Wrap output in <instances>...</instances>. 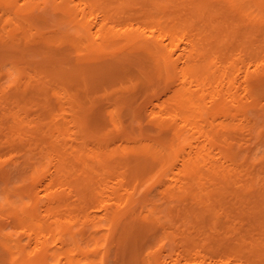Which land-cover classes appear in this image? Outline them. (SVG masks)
Masks as SVG:
<instances>
[{
	"label": "rangeland",
	"instance_id": "rangeland-1",
	"mask_svg": "<svg viewBox=\"0 0 264 264\" xmlns=\"http://www.w3.org/2000/svg\"><path fill=\"white\" fill-rule=\"evenodd\" d=\"M0 1H1L0 29L2 27V24L5 23V20L3 23L2 19L6 17L8 12L7 17L11 18L12 16V18L6 20L8 23V24L6 23V27H7L6 30H10L12 26H13V30L14 29L16 30V28L20 26L21 23L24 22L20 21L21 23L18 22L19 23L18 25L15 21L16 19L14 18V15L11 14L10 11L11 10L18 11V9L22 7L21 3L24 4L25 0H23V2L22 0H18V2L17 0L16 1L14 0L12 4L14 6V9H10V10L9 9L7 10V8L4 7V3H2V0ZM39 1L40 2H38V4L36 3L35 7L33 8L35 9V11L32 10L31 12L33 13L31 14L32 17L29 15L33 23L31 22L29 16L27 18L28 21L30 19L29 22H31V25L35 24V27L32 26L33 27L32 29V27H30L31 25L30 26L25 25L24 27L23 25H21L22 28H25V33L23 32L22 34L21 32V35L19 36L20 41L18 40L19 44L17 43L16 45H14L11 42L10 37H8L6 33L2 31V29L0 30V155H2L1 153L3 152L4 153L3 156L5 158L6 156H8L6 158L7 160L8 158L11 157V154L13 155V152H15L16 155L18 151V155H16V158H14V160H11V161H17L18 164L15 166L13 165L12 162H9V165L6 167L8 171L6 170L5 172L0 173V223L4 227H6V230L9 229L13 230L12 228H15L14 230H17V228L18 230L22 229L23 223L16 224L17 226H14L15 224L12 223L11 214L14 212L15 213L20 212L19 207L23 206V202L29 208L31 207V202L29 200V196L31 192L22 193L23 189L37 188L38 190H40L41 188H72L74 191L76 190V192L75 194L68 193V196L69 197L71 196L69 198V202L73 204L72 205L74 209L73 214L78 215V217L76 215L74 216L77 217L78 220L84 219L86 208L89 207V205L92 202V206L94 205L93 206L94 208L90 205L89 207L90 209L87 208V212L90 215V218H92V216L93 218H95V220L94 219L91 220L92 222L95 221V223L93 224H96V226L94 225L93 227L92 224L91 226H89V232H90L89 234L90 236L91 234H93V238L94 237L100 238L102 235V233L100 232L103 231L104 235L105 233L108 232L106 231V228L103 227L104 223L106 222L104 216L107 212L106 209L104 208L103 209L105 212L103 211L101 207L102 204L101 201L112 198V200L109 203L111 204V202L114 200L113 201L114 204L116 203L117 204L115 206L113 205L112 202V207L113 209H116L118 205V199L116 197L119 198L120 195L124 196L125 194L124 191L122 194V190L120 188L119 191L118 188H115V190H117V193L115 194H112V191L111 193L108 194V196L105 195L104 193L105 197L104 195L102 196L101 192H106V194L109 192L110 189L107 190L108 188H106L108 184L109 185L111 184L112 187H116L115 182L122 179L125 174L128 173L129 175V172L131 170L134 171L133 170L134 167L132 168L131 166L135 164L133 163L131 165L128 162L127 163L124 162L126 160H121V164L117 165L118 167L116 168L115 167L116 165L112 163L113 161H110L111 163H109V161H106L104 165V162L100 164L99 160L105 158L106 155H108V150L110 149L112 150H110L109 153L115 160L116 157H119V152L121 154L120 155L121 157L122 152L130 150L131 149L130 147H132V145L135 146V147L133 146V148L139 147L143 139V136H141L142 133H145L146 135H149L151 137H153L154 135L153 138H155L157 132L156 125L159 122V117H158L159 109L158 107L156 108L157 106L156 103L163 101L164 98L166 99V97L170 95V91L174 89V86L178 85V81L175 73L171 72L172 75L170 79L167 78L166 74L164 76L163 73H158L155 67L156 65H154V63H150L151 60L150 61L146 60V58L142 56L144 50L141 51V48L139 49V47L132 49V51L125 49L126 41L127 38L129 37L127 36V33L129 32V30L136 31L135 29L137 28H141V29L145 28L149 30L156 23L161 24V26L167 27L168 30L178 28L181 25H184V20L188 18L191 2L188 0H168L164 3V5L161 8V11L158 13L156 9L152 10V7L149 6V2L143 3L144 0H134V1L131 0L130 3L131 5L129 4V0L128 2H126L127 0H124V2L123 0H72V1L68 0L69 5L74 12L73 15H75V11H76L75 22L73 23L67 21L66 22L59 21L60 16L63 15L62 11L60 10L62 7H64L63 6L64 0H39ZM73 1L75 2V6L74 4H72ZM137 1L139 2L137 3ZM182 1H185L186 3H181ZM52 2H54L53 5H49ZM55 2H57V4ZM93 2L95 3L93 4ZM42 5L43 6L45 5L44 8L42 7ZM77 5H79V7ZM37 6L39 10L37 9ZM3 7L5 9H3ZM36 9H37V13H36ZM4 10H7V12H5ZM77 13L79 14L77 15ZM84 13L86 14V17H84L85 16ZM83 14L84 16H82ZM33 18L36 19V22L34 21ZM87 19L88 21L89 20L90 21L87 22ZM78 20L82 22L86 20V24L89 25L91 23L90 28L89 25L87 27L90 29V32H88V30L86 32L84 29H82L80 25H79L80 29H78L77 25L80 22V21L78 22ZM76 21H77V25L75 27L74 25L76 24ZM195 21H197V19ZM238 21H236L235 23L237 24ZM201 23L202 22H200L199 24L201 25ZM244 24H245L244 22H239L237 26H241V25L244 26ZM9 25H10V29H9ZM101 25L103 26V28ZM105 25L106 27L109 26V28L111 29L110 36L108 34L109 37H107V35H104V32L106 30L104 27ZM26 28L27 29L30 28V29L27 30ZM35 28H37L36 32H35ZM103 29L104 32H102ZM101 35L104 38H101ZM181 35L182 34L179 33L180 38ZM203 35L205 36V34ZM206 35L209 36L210 34L206 32ZM177 36L178 33L174 35L173 42H171L172 43L171 48H174V50L176 51V55H175L176 57L177 54L183 53L187 47L186 41L185 40L179 41ZM240 39L233 38L232 40H230L231 44H229V49H231L230 50L231 54L229 53L228 61H233L232 57L236 59L240 58L239 62L235 64L236 66L237 64L242 66L240 61H242V59H247L245 56L246 54L244 53H247L248 55L249 52L248 49H244L245 45L241 46V43H239ZM212 40L214 43H216V38L211 37V42ZM45 41L46 42L48 41L49 43L47 47L44 44ZM166 42H168V40H166ZM213 42L212 44H214ZM107 43L110 49L106 46V50H105L106 52L97 55L96 49L98 50L99 47L103 45H107ZM263 52L264 50L262 51V55H264ZM236 59L234 60L236 61ZM144 61L145 63H147V65L145 64V66L141 65V62ZM149 63L151 67L148 68ZM179 64L180 67L183 66V63H181V61L179 62ZM96 65H98L97 68L99 67L103 68L102 77H96V75L94 76L92 73H88L85 77L86 79L83 80L81 77L82 73L80 72V70L77 72L78 74L76 76L75 73L70 72L76 68L86 69L92 66L96 67ZM54 66L58 67V69L62 68V70L65 73H67V75L56 74L55 72L48 70L49 68H52ZM110 67H113L114 70H112V72L109 73L108 75H104L105 72L108 71ZM136 67H138V69H141V71L145 72L146 75L151 76L150 77L151 79L145 81V77H143V75L142 76L140 75V72L139 70H137ZM153 67L155 68V70H153L154 69ZM17 68H19L22 71V74H19V70H17ZM120 68L126 69L125 70L126 73L123 72L120 73L119 70ZM235 71H236L235 75L237 76L238 83L242 82L243 81L242 79L244 78V76H240L243 73L242 70L239 72V68H238V70L236 69ZM38 73L40 74V76H42V77L39 76V82H42V84L44 83L45 88L48 90L47 94L39 91H35L33 93L31 92L23 93L24 91L20 90L19 86L25 83L28 80V77H30V75L31 77H34L35 74L38 76L39 75ZM35 79L38 80V77ZM239 85H240V89H238L237 92H239L240 90L239 95L240 96L242 95L243 97L245 88L243 84H239ZM237 86L235 85V89H237ZM166 91H168V93ZM233 91L236 90L233 89ZM260 96L262 97L261 101L259 99L260 103H258V109L260 110L250 109L248 111V115L250 112L249 117H251V113L252 114L254 113L252 115V118H250L251 122L248 121L249 123H247V121L244 120L239 121L241 120V116H237L236 118L237 120H235L236 123L239 122V124L241 123L244 126L240 125L242 126V128H239L237 131L235 129V131L238 132V135L234 134L236 136L235 137L232 134L233 136L231 137V139L232 138L237 139V140L232 139V141H234L233 143L236 144L238 142L237 144H239L236 145V148L234 150V152L236 153L235 155L237 156L236 157L235 155H233L232 160L234 161L233 162L231 160L228 161V159L223 157L222 154L220 153H219L220 154V159H219V156H217L218 154L217 151L219 150L218 149L219 146H215L211 149V159L210 160L208 159V161H206V164L208 166L211 167V164H213L212 165L213 167L214 165H217L219 159L220 160L219 166L222 169L219 171L221 175L222 174L227 175L228 178H226V181L220 184L221 181L219 178L213 176L212 174L211 176L209 171L208 172L206 170L202 171V172H207L204 175L205 176L204 179H206V181L204 182L203 180V185L205 186L204 190L206 193L204 194L203 191V194L200 195L198 190L196 189L191 190L190 192L186 193L185 198H183L186 200L182 202V204L188 203V205L190 203L189 206L192 205L193 207L195 205V208H193L194 212L196 213L197 209L199 210V212L197 211L198 213H196L195 215H187V212L186 211L184 212V210H182L183 208L180 209L179 207L178 209L176 208V210L173 211V214H171V220H163L162 221L163 224L157 227L153 232V234L147 239L149 245L153 247L156 244L154 246V248H156L157 244H159L160 246V244L165 241L164 236H166V234H168L169 237L171 236L170 239L171 240L173 239L171 241L172 244L171 246L168 245L167 248L168 247L171 248L172 257H171V261H169L170 259H167L168 260L167 264L170 262H171L170 264H172L173 263L172 260L173 259L175 260V258L177 259L179 251L183 252L184 250L183 238L186 235H191L192 239H194L195 242L193 245L195 246L193 245L191 246H193V248H195L197 252L200 250L202 252L204 251L208 253L209 250L210 251L212 250L213 252L211 251V253L209 252L208 254L211 257V259L213 256H215V258L212 259L213 262H215V260L216 262L217 260L219 261L222 256V258L225 257L224 259L226 260L228 257V261L230 260L232 261V262L230 261V264H235V263L237 264L238 261H239L238 264H240V262L242 263V261L243 263L246 262V260L249 257L248 259L249 261L247 260L246 262L247 264H250L248 262H250L251 260L252 263L253 261H256L257 262L256 264H261V263L264 264V262H262L264 261V240H261L260 242V240L256 241L255 239L257 236L259 237L260 233L258 232L259 231L261 232L262 230H259L256 227L254 230L253 228L254 232L252 230L250 232L251 233L250 237H252V240L247 235L248 234L247 230L250 229L249 225H251V221L254 219H260V218L262 219V217L264 216L263 214L264 212L262 213L260 211V208H258L259 205L261 206V204H264V200H263L264 193L261 197H255L253 198V200L251 199V202L249 204L247 203V201H244L241 196L242 192L245 191V184L252 179L251 178L252 176L254 180L258 179L260 184L262 182L261 178L262 179L264 178V137L262 135L264 134V118H263L264 110H262L264 109V94L262 93ZM242 101H245V98H243ZM151 108L153 109L152 113H150ZM154 111L156 114H153ZM153 115L154 116L158 115V116H155L153 118L152 117ZM151 118L153 120L155 118L156 119L158 118V120L156 122L155 119L154 120L155 124H154L152 123ZM222 118H218L219 122H221V120L222 122L226 121L225 117L224 119ZM232 118L228 117V121H232ZM253 121H255V123ZM243 122H245L247 126H245ZM251 123H254V126ZM141 125L142 128L140 129ZM198 125L199 127L201 126L202 129L204 128L202 131H206L208 129L207 127H204V124L201 122ZM152 128L154 129V132ZM253 129L255 130V132H253ZM256 131L258 133H256ZM260 132H263L261 134L262 136H260L259 134ZM167 133H168L167 131H164L161 138L163 139L164 137H167ZM138 134H139V138L137 136V140L133 139ZM245 134L248 135L246 136ZM248 138L249 140L247 141ZM139 139L140 141H138ZM9 140L14 142H9ZM199 141H201V143L199 142V144L201 145L204 142L203 139L201 138ZM32 143L33 146L35 145L36 146L33 147ZM17 145L18 148L16 147ZM116 145H120V146H116ZM21 146L23 148H21ZM124 146H126L125 148L126 150H124ZM127 146L128 147L130 146L129 147L130 149ZM120 147H122V149ZM115 149L117 152H115ZM49 151L50 152L52 151V154L57 158L56 161L53 160L54 163L50 165L51 167L50 166L48 167V157L47 156H46L47 158L42 157L43 154H45V152L47 153ZM10 152L11 154H9ZM249 152L251 156H249ZM112 153H114L115 157L114 155H112ZM183 154H181L182 155L180 157L181 159L179 158L180 160L177 162L172 156L171 169H167L166 172H164L161 175L159 174V176L154 177V174L150 173L149 171L148 173L146 172L147 174H144L145 177L143 176V173H145V171L139 173L138 177L140 179L142 177L141 187L157 188L156 189L157 191L155 190V192L158 193L160 192L159 188L162 189V185L163 188L164 187L166 188L170 184L171 186L174 185L173 183H175V180L177 178L175 173L179 172L177 168H181L180 166L182 164L180 162L182 161V158H184ZM246 156L248 157L246 158ZM1 158L2 157L0 156V159ZM5 158H2L3 160L1 159V161H3L1 163H8L5 161ZM59 161L61 164L59 163ZM54 167L58 169L57 170L58 172ZM128 167H130L131 169L130 170L127 169ZM37 168H40L41 170L40 176L38 175L36 176ZM59 169H61V171H59ZM258 175L262 177L259 178L260 176ZM53 177L54 178L56 177L55 183L53 181L54 180ZM87 177H89L88 180L85 179ZM150 177L152 178L154 177L153 180L152 178L150 179ZM255 177L258 178L255 179ZM143 178H145L144 182H143ZM100 180L103 182H101ZM82 181L92 182L91 184L93 185V190L90 191L91 192L90 194L88 193L87 187H85V185L82 184ZM207 181H210V183H208ZM167 183L169 184L167 185ZM114 184L115 186H113ZM96 186H98V188H96ZM220 186L222 187L219 188ZM8 188L14 191V192L12 191L13 193L10 191L9 192L10 195H8L9 194ZM98 190H99V198L97 192ZM256 190H262L264 192V188H257ZM86 191L87 194H85ZM15 192H17V194H19L20 196L15 194ZM111 194L113 196H111ZM91 195H93L94 198H92L93 196L91 197ZM239 195L241 198H239ZM121 196L119 198L120 203L122 202ZM84 197L85 199L86 198L87 199L84 200ZM89 197L92 198L93 200L96 199L95 197H97L98 200L96 201H99L100 199L99 201L100 203L98 202L99 205L96 204L97 203L96 201H95L96 204L95 205L94 201L90 200ZM240 199L243 202H240ZM44 201H46V199ZM44 201L41 204L43 206L40 205V210L37 213L38 214L37 217L43 219L44 222L48 224L49 227L55 225V227L57 228L58 225L57 220L59 217L58 218H56L57 216L54 217L55 214L53 213L52 214L49 213L51 214V216H49L48 214L49 210L47 211L48 208L45 206L47 202ZM88 201L90 202L88 203ZM203 203H205V205H203ZM207 203L208 204L210 203V206ZM179 204H181L180 201L178 202V205ZM81 205L84 207H82ZM80 206H81V211H79L80 212L79 213L78 209L80 210ZM41 207L42 208L44 207V209L41 210ZM204 208H205V212H202ZM206 208L208 209L214 208L215 211L218 212L217 214L219 216L221 215V217L223 216V218L221 219L215 215L210 214V212ZM75 209L77 210L76 211L77 213L75 212ZM82 209L85 212L82 211ZM178 210H181L184 213L182 212L180 215L176 216L177 214H179ZM255 210H258V212ZM91 211H93V215H91L92 214ZM94 212L96 213L97 217L94 216L95 215ZM43 213H47V215L46 214L43 215ZM103 213L105 214L103 215ZM67 214L64 213L65 216L62 217H64V219H68L70 217V214L69 213ZM43 216L44 217L49 216L51 218L45 217L44 219ZM86 216L87 213L85 217ZM213 216L215 217L214 220H213ZM52 218L55 221H53ZM124 220L125 223L129 222V220L126 221V219L123 218V222ZM187 222L189 224H187ZM216 222L217 224H215ZM78 223H80V221H78ZM20 225L22 226L21 228ZM24 225H26V223H24ZM28 228L29 227H26L25 229ZM53 228L54 227H52V229ZM179 228H181V231ZM227 228L229 229L227 230ZM96 230H98V233L96 232ZM93 231L96 233L95 236ZM171 233L172 234L174 233V235H170ZM178 233L180 234L182 233V235L184 234L185 235L181 237L182 235ZM236 234H238V236L247 235L246 238L247 242L245 241L242 242L241 240H239L236 237ZM211 236L213 237L214 240H212ZM229 236L230 238H226ZM59 237L60 235L58 232L55 234L53 233L52 235V239L56 240L57 242L56 244L57 248L61 246L58 241ZM222 238L223 240H225V242L222 240ZM249 240H251L252 243L253 242L254 243L252 244L251 241L249 242ZM40 241H42V239H40ZM40 241L38 242L40 243ZM206 241L208 242L206 243ZM211 241L216 245L214 244L213 246L212 244V248L211 246L208 248V246L206 245L211 243ZM230 241L233 242L230 243ZM94 242H95L94 240L90 242V246L92 248L95 247ZM241 243L244 244V246ZM197 244L201 246H198ZM203 245L205 246V249L203 248ZM217 245L220 248L219 247L217 248L216 247ZM238 245H241L240 247L243 248L244 250L242 249L243 251H241V248L238 249L239 248ZM39 246L41 245L39 244ZM245 246H247L248 248L246 249ZM254 246H256V248ZM235 247H238L237 254L241 256L243 255V257H239V255H236L235 256L236 262L234 263L233 262L235 261L234 254H236V252L233 253L232 251L233 250L236 251ZM252 247L253 249L250 252L249 250ZM193 248L191 250L193 251L192 256L197 257L198 254L194 253L195 249ZM226 248L228 250L226 253L229 252L230 255L228 253V255L226 254L225 256ZM231 248L232 250L230 252ZM122 249L123 247L120 249L119 248L117 249L116 247L117 251H115V249L112 248L111 246V248L109 249L111 254L109 252L110 256L107 258V264H143V262H146V257L143 255L137 258V261L134 263H132L131 260L128 261V259L130 258L129 256H127V254L126 255L117 254L118 250H122ZM218 249L220 250L218 251ZM54 250L55 251H53V253L57 251L56 248H54ZM239 251L241 252L239 253ZM182 252H180L179 255L184 254ZM217 252L219 253V255ZM220 252H224L222 253L224 256ZM257 252L258 255H260L259 257L256 256ZM260 252H263L262 256ZM113 253H115V256L113 255ZM173 254L175 255V257L173 256ZM111 255H112V259L110 258ZM254 255L255 257H253ZM68 256L67 254L66 257L65 254L64 256L62 254V256L60 257L59 255H57V259H55L54 262L56 264H64V263L66 264L68 258L71 257ZM75 257H76L75 259L76 264H85L93 259L91 257L89 260L83 255L82 256L76 255ZM256 257L259 258V260L256 259ZM58 258L61 261H59ZM49 261L47 262V264L48 263L55 264L53 260L50 261L51 263ZM217 264L220 263L217 262Z\"/></svg>",
	"mask_w": 264,
	"mask_h": 264
},
{
	"label": "bare ground",
	"instance_id": "bare-ground-1",
	"mask_svg": "<svg viewBox=\"0 0 264 264\" xmlns=\"http://www.w3.org/2000/svg\"><path fill=\"white\" fill-rule=\"evenodd\" d=\"M166 1H168V0H144L143 3L149 2V6L152 7V10L156 9L157 12L159 13L161 11L162 6L164 5V3ZM188 1L191 2V7L189 9L188 18H186L184 20V25H181L180 27L175 28V29L168 30L167 27L161 26V24L156 23L149 30L145 29V28H142V29L137 28V29H135L136 31L129 30V32L127 33V36H129V37L127 38L125 49L132 51V49L139 47V49L141 48V51L144 50V52H143L144 54L142 53V56H144V58H146V60H149V61L151 60L150 63H154V65H156L155 67H156L158 73H163L164 76L166 74L168 79L171 78V75H172L171 72L175 73L177 81H178V85L176 84L177 86H174V89L172 91H170V95L168 97H166V99L164 98L163 101L156 103L157 104L156 108L158 107V109H159V111H158L159 116L158 115H155V116L159 117V122L156 125L157 132H156L155 138H153L154 135H153V137H151L149 135H146L145 133H142L141 136H143L144 140L142 139L139 147L133 148L134 145H132V147L129 146L131 148L130 149L127 146L130 150L124 151V150H126L125 149L126 146H124V150H123L124 152H122V156L120 157L121 154L119 152L120 158L116 157L115 160L111 156V154L109 153V151L112 150V149H110V150H108V155H106L105 158L99 160V163L102 164L104 162V165H105L106 161H109V163H111L110 161H113L112 163H114L116 165L115 166L116 168L118 167L117 165L121 164V160H126L124 162H126V163L128 162L131 165L133 163L135 164V165L131 166L132 168L134 167V169H133L134 171L131 170L132 172L130 171L129 175H128V173L125 174L122 179L115 182L116 187H112L111 184L110 185L108 184V186H111V187L106 186V188H108L107 190L110 189L109 192L107 194H106V192H101L102 196L104 195V193H105V195L108 196V194L111 193V191H112V194L117 193V190H115V188H118V191L120 188L122 190V194H123V191L125 193L124 194L125 198H124V196L120 195L122 197L121 203L119 202L120 196H119V198L116 197L118 199V205H117L116 209H113V207H112V202L114 200L111 202V204L109 203L112 200V198L108 199L106 197L108 200H106L104 198L105 200L101 201L102 202V204H101L102 209L103 208L106 209V212H107L106 214L103 213V215L105 214L104 219L106 221L104 223L103 227H105L106 231H108V232L105 233V235H104L103 231L100 232V233H102L100 238H96V237L93 238V234H91V236H90L89 226H91V224L93 225V227H94V225L96 226V224H93V223H95V221L92 222V220H91V219L95 220V218H93V216H92V218H90V215L87 212V208L90 209L89 207H90V205L92 206V202L89 205V207L86 208L87 216L85 217V215H86V213H85L84 219L78 220V218H77L78 215L73 214V210H74L73 206H72L73 204L71 202H69V198L71 196L69 197L68 193L69 194H71V193L75 194L76 190L74 191L72 188H41V189L39 188L40 190H38L37 188L23 189V192L21 191L22 193H24V192L30 193L31 192L30 196H29V200L31 202V207L29 208L23 202V206L19 207L20 210L18 209L20 212L12 213L11 219H12V223L15 224L14 226H17L16 224H22L23 223V227L20 225V228L22 227V229H24V230H22V229L18 230V228H17V230H14L15 228H12V227L11 228L13 230H10V229L6 230V227H4L0 223V264H47V262L50 259H51L50 261L53 260V262H54L55 259H57V255H59V257H60V256H62V254H63V256L65 254V257H66V254H67V256L69 255L68 257L71 256L70 258H68V260L66 259L67 260L66 264H76V262H75V259H76L75 256L76 255H80V256L83 255L84 257H86L89 260L91 257L93 258L92 260H90V262L85 263V264H107V258L111 254V252L109 250L111 248V246H112V248L115 249V251H117L116 247H117V249L118 248L120 249L123 247L122 250H118L117 254H124V255L127 254V256H129V258H130V259H128V261L131 260L132 263L136 262L137 258L141 257L142 255L146 257V262H143V264H167V261H168L167 259H170L169 261H171V257H172L171 248L170 247L167 248L168 245L171 246V244H172L171 241L173 239L172 240L170 239L171 236L169 237V235L166 234V236H164L165 241L163 243H161L160 246H159V244H157L158 249H157V246H156V248H154V246L156 244L153 247L150 246L147 239L153 234V232L155 231V229L157 227H159L161 224H163L162 223L163 220H171V214H173V211L176 210V208L177 209H178V207H179V209L183 208L182 210H184V212L186 211L187 215H195L196 213L199 212L198 209H197L198 212L197 211H196V213L194 212L193 208H195V205L193 207L192 205L189 206L190 203L188 205V203L182 204V202L186 200V199H183V198H185L186 193L190 192L191 190H194V189L198 190L200 195L203 194V191H204V194L206 193L204 190L205 186L203 185V180H204V182L206 181V179H204L205 173H207L209 171L210 175L212 174L213 176H216L217 178H219L221 181L220 184L226 181V178H228L227 175L226 174L221 175L220 171H219V170H222L221 167L219 166L220 154H222L223 157L228 159V161L229 160H231L232 162L234 161V160H232L233 155L236 154L234 152V150L236 148V145H239V144H237L238 142L236 144L233 143L234 141H232V139H235V138L231 139V137L234 134L238 135V132H236V131L239 128H242V126H244L241 123L239 124V122L236 123L235 120H237L236 119L237 116H241V120H239V121L244 120V121H247V123H249L248 121H250V118H252V115L254 113L253 114L251 113V117H249L250 112L248 115V111L250 109L260 110V109H258V103H260L259 99L261 101V98H262L260 95L262 93L264 94V55H262V51L264 50V0H188ZM13 2H14V0H2V3H4V7H6L7 10L8 9L9 10L14 9V6L12 5ZM17 2H18V0H17ZM22 2H23V0H22ZM38 2H40V1L39 0H25L24 4L20 2L22 4V7L19 9L17 7L18 11H16V10L10 11L11 14L14 15V18L16 20L14 18L13 19L16 21V23L18 25H19V23H21L20 21L24 22V23H21V25H23V27L25 25L30 26L31 22L33 23L32 19H31V17H32L31 14H33V13H31V12H32V10L35 11V9H33V8L35 7L36 3L38 4ZM123 2H124V0H123ZM126 2H128V0ZM135 2H134V5H135ZM138 2L139 1H137V3ZM53 3L54 2H52L50 4L48 3V4L53 5ZM55 3L57 4V2H55ZM94 3L95 2H93V4ZM130 3H131V0H129V4ZM181 3H186V2L182 1ZM0 4H1V1H0ZM46 4H47V2H46ZM72 4H74V6H75L74 1ZM72 4H71V6H72ZM2 6H3V4H2ZM40 6H41V3H40ZM44 6L42 5L43 8H44ZM63 6L64 7H62L60 10V11H62L63 19H62V16H60L59 21L60 22H66L67 21V22H73L74 23L76 11H75V15H73L74 12H73L72 8L70 7L68 0H64ZM77 6L79 7V5H77ZM4 7H3V9H5ZM48 8H49V6H48ZM37 9L39 10L38 6H37ZM37 9H36V13H37ZM50 9H51V7H50ZM7 10H4V11L7 12ZM78 10H79V8H78ZM4 11H3V13H4ZM1 12H2V10H1ZM78 14L79 13H77V15ZM84 14L82 16H84ZM38 15H41V14H38ZM7 16H8V12H7L6 17L2 19L3 23L5 20V23L2 24L1 29L3 32L6 33V35L8 37H10L11 42L14 45H16L18 43V40L20 41L19 36L21 35V32H22V34H23V32L25 33V28H22L20 25L16 28V30L14 29L15 30L14 31L13 26H12V28H11L12 30H11L10 25H9L10 30H6L7 29V27H6L7 21L6 20L10 18V17L8 18ZM28 16L30 17L31 22H29L30 19L28 21V19H27ZM182 16H183V14H182ZM3 17H4V15H3ZM84 17H86V14ZM11 18H12V16H11ZM36 19H37V16H36ZM36 19H34L35 22H36ZM83 19H85V18H83ZM196 19H197V21H195ZM80 20H78V22ZM89 21L87 19V22H89ZM236 21H238V23L244 22L245 24H244V26L241 25L242 27L237 26L238 23L236 24L235 23ZM83 22H84V24H83ZM83 22L80 21L79 24L77 25V21H76V24L74 26L76 27V25H77L78 29H80V26H81L82 29H84L86 32H87V30H88V32H90L89 28H90L91 23H90V25L86 24V20ZM200 22H202L201 25L199 24ZM12 25H13V22H12ZM88 25H89V28H87ZM32 26L35 27V24L34 25L32 24L30 27H32ZM104 27L106 29L105 32H104V29H103V31L102 30H100V31L104 32V35H107V37H109L110 33H111L110 32L111 29L109 28V26L106 27V25ZM102 28H103V26H102ZM23 29H24V31H23ZM29 29H27V30H29ZM32 29H33V27H32ZM32 29H31V31H32ZM36 29L37 28H35V32H36ZM27 30H26V33H27ZM206 32L209 33L210 35L209 36L206 35ZM91 33H92V31H91ZM177 33H178V36H177L178 40L179 41L185 40L187 47L183 53L177 54V57H176L175 56L176 51L174 50V48H171L172 47L171 42H173V37ZM179 33L182 34L181 38L179 36ZM108 34H109V36H108ZM203 34H205L206 37ZM88 35H90V34H88ZM211 37L216 38V43H214L212 40V42L214 43V44H212ZM240 37H241V39H240ZM101 38H104V37H102V35H101ZM233 38H239L240 39L239 43H241V46L245 45L244 49H248V51H249L248 55H247V53H244V54H246L245 56L247 59H242V61H240L242 66H240L239 64H237V66L235 65L237 62H239L240 58L236 59V58L232 57L233 61H228L229 53L231 50V49H229V44H231L230 40H232ZM24 39H25V37H24ZM166 40H168V42H166ZM109 41H110V39H109ZM44 44L47 47V45L49 43H48V41L47 42L45 41ZM104 44H105V42H104ZM106 46L109 48L108 43H107V45H103V46L99 47L98 50L96 49V54L100 55L101 53L106 52L105 51ZM242 58H244V57H242ZM234 59H236V61ZM230 60H231V57H230ZM180 61H181V63H183L182 67L179 66ZM150 63L148 65V68L151 67ZM145 64L147 65V63H145V61L141 62V65L145 66ZM97 66L98 65H96V67L92 66V67L86 68V69L76 68L70 72L75 73V76H76L78 74L77 72L80 70V72L82 73L81 77L83 80L86 79L85 77L88 73H92L94 76L96 75V77H102L103 76V73H102L103 68H100V67L97 68ZM234 67H235V69H234ZM136 68H137V70H139L140 75L141 76L143 75V77H145V81L151 79L150 78L151 76L146 75V73L141 71V69H138V67H136ZM238 68H239V72L241 70L243 72L241 75L240 74L239 75L244 76V78L242 79L243 81L240 83H238L237 76L235 75L236 74L235 70L236 69L238 70ZM17 70H19V74H22V71L19 68H17ZM48 70L53 71L56 74L67 75V73H65L62 70V68L58 69V67H55V66L52 68H49ZM112 70H114V68L110 67L108 69V71L105 72L104 75H108L109 73L112 72ZM119 70H120V73H122V72L126 73V71H125L126 69L120 68ZM153 70H155V68ZM131 72H132V70H131ZM237 74H238V72H237ZM129 75H130V73H129ZM39 76H40V74L38 76L36 74L34 75L35 78L38 77V80H36L34 77H31V75H30V77H28V80L19 86V89L24 91L23 93H26V92L33 93L35 91H39V92L47 94L48 90L45 88L44 83L42 84V82H39ZM40 77H42V76H40ZM128 78H130V77H128ZM155 79H156V77H155ZM133 80H135V79H133ZM131 81H132V79H131ZM237 83H238L239 88L237 86ZM239 84H243V86L245 88L244 89L245 94L243 93V97H242V95L241 96L239 95L240 90H239V92H237V90L240 89ZM235 85L237 86V89H235ZM233 89L236 91H233ZM166 92L168 93V91H166ZM241 94H242V92H241ZM243 98H245V101H242ZM155 110H157V109H155ZM262 110H264V109H262ZM150 111H151L150 113H152L153 109L151 108ZM153 114H156L155 111ZM155 116L153 115L152 117L154 118ZM224 117L226 118L225 119L226 121L222 122V120H221V122H219L218 118L224 119ZM228 117L229 118L233 117L232 121H228ZM154 120L152 119V123H154ZM157 120H158V118L156 119V122H157ZM255 121H253V122L255 123ZM200 122L204 124V127L208 128L206 131H202L204 128L202 129L201 126L199 127L198 124ZM254 123H251V124H253V126H254ZM243 124H245V122H243ZM240 125H242V126H240ZM245 126H247V124H245ZM255 127H256V125H255ZM141 128H142V125H141L140 129ZM252 128H254V127H252ZM154 129H155V127H154ZM154 129H153V132H154ZM235 129H236V131H235ZM257 130H258V128H257ZM164 131H167L168 133H167V137H164L165 139L164 138L162 139L161 137H162ZM253 132H255L254 129H253ZM256 133H258V132L256 131ZM262 133L263 132H260L259 134H260V136L263 135V137H264V134H262ZM195 135H196V137H195ZM137 136L139 138V134H138L133 139L137 140ZM200 138L203 139V141H204L203 142L204 144L202 143V145L199 144V142L201 143V141H199ZM255 139H256V137H255ZM135 140H134V143H135ZM235 140H237V139H235ZM248 140H249V138L247 139V141ZM138 141H140V139ZM9 142H14V141L9 140ZM32 146H33V143H32ZM35 146H33V147H35ZM43 146H45V145H43ZM107 146H108V144H107ZM116 146H120V145H116ZM215 146H219L218 149L220 150V152H219V150L217 152H218V154L219 153L220 154L218 155L216 153L217 156H219V159L216 157L219 162L217 163V165H214L213 167H212L213 164H211V167H210L206 164V161H208V159L209 160L211 159V149ZM16 147L18 148V145ZM19 147H20V144H19ZM46 147H45V149H46ZM12 148H11V150H12ZM21 148H23V147L21 146ZM48 148H49V146H48ZM120 148L122 149V147H120ZM8 149H9V147H8ZM14 149H13V151H14ZM40 150H39V152H40ZM52 151H53V149H52ZM52 151L51 152L49 151L47 153L45 152V154H43V156H42L44 158L48 157V167L52 163H54L53 160L56 161V159H57L52 154ZM115 152H117L116 149H115ZM1 154L2 155H0V156L2 158H5L3 156L4 153L2 152ZM9 154H11V152ZM181 154H183L184 158H182V161L180 162L182 164V165L180 164L181 168H177L179 172H176L177 174L175 173L177 178L175 180V183H173L174 185L171 186V184H170L169 186H167L169 184V183H167V185H166L167 187L166 188L164 187L165 188L164 189L163 185L161 184L162 189L159 188L160 192H158V193L155 192V190L157 188L141 187L142 186L141 185L142 177L140 176L141 179L138 177L139 173L145 171V173H143V176L145 177L144 174H147L149 171L150 173L154 174V177L159 176V174L161 175L164 172H166L167 169H171V157L173 156L175 161L177 162L181 159L180 158L182 156ZM251 154H252V152H251ZM16 155H18V151H17ZM16 155H15V152H13V155L11 154V157L8 158L7 160H6V158L8 156H6L5 161L8 163H1L3 161H1L2 158L0 159V173L5 172L7 170L6 167L9 165V162H12L13 165H15V166L18 164L17 161H11V160H14V158H16ZM112 155H114V153H112ZM22 156H24V155H22ZM249 156H251L250 152H249ZM114 157H115V155H114ZM247 157L248 156H246V158ZM251 158H253V157H251ZM116 159H118V160H116ZM239 159H240V156H239ZM92 161H93V159H92ZM46 162H47V159H46ZM59 163H60V161H59ZM54 165H52V166H54ZM177 165H179V164H177ZM223 166H224V164H223ZM60 167H61V165H60ZM125 167H127V166H125ZM127 169L130 170L131 168L128 167ZM57 170L58 169H56V171ZM205 170L207 172H202ZM40 171H41L40 168L36 169V176L41 175ZM59 171H61V169H59ZM130 175H132V176H130ZM258 176H260V175H258ZM261 177L262 176H260L259 178H261ZM55 178L53 180L54 183L56 181ZM151 178L152 177H150V179ZM153 178H152V180H153ZM251 178H250L251 180H249V182L245 184V191H243L241 194L242 199L244 201H247L248 204L251 202V199L253 200V198H255V197H261L264 193L262 190H256L257 188H264V184H263L264 178L263 179L261 178V181H262L261 184L259 183V180L256 179L258 177H255L256 180H254L253 176ZM85 179L88 180L89 177H87ZM144 179L145 178H143V182H144ZM216 181H217V179H216ZM101 182H103V181H101ZM145 182H146V180H145ZM207 182L210 183V181H207ZM5 183H6V181H5ZM91 183L92 182H90V181H87V182L82 181V184H84L85 187H87L89 194L91 193L90 191L93 190V185ZM99 184H100V182H99ZM113 186H115V184ZM221 187L222 186H220L219 188H221ZM96 188H98V186H96ZM253 188L254 189L256 188V189L254 190ZM10 191L12 192L13 190H10L8 188V193ZM101 191H103V190H101ZM97 192H98V198H99V190ZM40 193H41V195H40ZM42 193H44V194H42ZM15 194H17V192H15ZM85 194H87V191L85 192ZM94 194H95V192H94ZM112 194H111V196H113ZM8 195H10V193ZM17 195H19V194H17ZM105 195H104V197H105ZM92 196L93 195H91V197ZM111 196H109V197H111ZM204 196H206V195H204ZM92 198H94V196ZM92 198L89 197L90 200H93ZM95 198L96 199L93 200L94 204H95V201L98 200L97 197H95ZM239 198H241L240 195H239ZM27 199H28V197H27ZM45 199H46V201H44ZM86 199L84 197V200H86ZM23 200H24V198H23ZM201 200H202V198H201ZM43 201L47 202V204H45V206L48 208L47 211L49 210L48 214L53 213V214H55L54 217H56V216H57L56 218L59 217L57 220L58 225L56 224L57 228L55 227V225L52 226V227H54L53 229L51 226H50L51 227L50 228L48 226V224H46L44 222L43 219H40L39 217H37L38 216L37 213L40 210V205L42 204ZM99 201H100V199H99ZM99 201H96L97 202L96 204L99 205V203H100ZM179 201L181 204L178 205ZM21 202H22V200H21ZM89 202L90 201H88V203ZM240 202H243V201H241V199H240ZM255 202H256V200H255ZM115 203H116V201H115ZM116 204H114V202H113V205L116 206ZM244 204H245V202H244ZM201 205H202V203H201ZM203 205H205V203H203ZM208 205L210 206V203ZM41 206H43V205H41ZM81 206H80V210L78 209V212L81 211ZM261 206L259 205L258 208H260V211L263 213L264 212V204H261ZM46 207H45V209H46ZM82 207H84V206H82ZM74 208H75V206H74ZM98 208H100V207H98ZM42 209H44V207L43 208L41 207V210ZM104 209H103V211H104ZM206 209H208V208H206ZM61 210H63V211H61ZM65 210H67L68 212ZM76 211L77 210L75 209V212ZM82 211H84V210L82 209ZM94 211H95V209H94ZM208 211L210 212V214L215 215L218 218H221V219L223 218V216L221 217V215L219 216L217 214L218 212H216L214 208H209ZM255 211L258 212V210H255ZM91 212H92V214L91 213L90 214L93 215V211H91ZM182 212L183 211L178 210L179 214H177L176 216L180 215ZM202 212H205V208L203 209ZM251 212H252V209H251ZM64 213L65 214L69 213L70 217L68 219H64V217H62V216H65ZM44 214L47 215V213H43V215ZM51 214H49V216H51ZM94 214H95L94 216L97 217L95 212H94ZM74 215H76L77 217H75ZM79 216H80V214H79ZM45 217H47V216H45ZM45 217H44V219H45ZM49 218H51V217H49ZM81 218H82V215H81ZM123 218H125L126 221L129 220V222L125 223V220L123 222ZM183 218H184V215H183ZM214 218L215 217L213 216V220H214ZM49 221H50V219H49ZM49 221H48V223H49ZM53 221H55V220L53 219ZM78 221H80V223H78ZM24 223H26L27 226L24 225ZM187 224H189V223L187 222ZM215 224H217V222ZM249 226H250V229L246 228V229H248L247 230L248 234L247 233L246 234L249 237L251 235V233H250L251 230L253 231V228L255 230V227H256L259 230H262L261 232L260 231L258 232V233H260V235L258 234L259 237L257 236L255 238L256 241L260 240V242H261V240H264V216L262 217V219L260 218V219L252 220L251 225H249ZM26 227H29V228L25 229ZM99 227H101V226H99ZM163 229H164V226H163ZM179 229L181 231V228H179ZM228 229L229 228H227V230ZM258 229H257V231H258ZM100 230H101V228H100ZM104 231H105V229H104ZM57 232L60 235V237L58 238V241H59L61 246L59 245L60 246L59 248L56 247L57 246L56 240L52 239L53 233L55 234ZM96 232L98 233V230H96ZM172 232H174V231H172ZM178 234H180V233H178ZM95 235H96V233L94 232V236ZM170 235H174V233L173 234L171 233ZM180 235H182V233ZM184 235H182L181 237H183ZM247 235L246 236L245 235L238 236V234H236V237L239 240H241L242 242L243 241L247 242V240H246ZM40 236H41V238H40ZM204 238H206V237H204ZM214 238H215V236H214ZM218 238H219V236H218ZM226 238H230V236L226 237ZM40 239H42V241H40ZM234 239H236V238H234ZM250 239L252 240V237H250ZM93 240L95 241L94 242L95 243L94 248H92L90 246V242H92ZM183 240H184L183 241L184 250H183V252L179 251L177 259L176 258H175V260L173 259L174 261L172 260V262H173L172 264H217V262L220 264H230L231 260L228 261V257L226 260V259H224L225 257L222 258V256H221V259L219 261L217 260V262H216V260H215V262H213L212 259L215 258V256H213L211 259V257L208 254L209 252L211 253L212 250L211 251L209 250L208 253L204 252V251L202 252L200 250L197 252L196 249L193 248V246H195V245H193L195 241H194V239H192L191 235L184 236ZM212 240H214L213 237H212ZM222 240H223V238H222ZM251 240H249V242ZM38 241H40V243ZM223 241L225 242V240H223ZM207 242L208 241H206V243ZM231 242H233V241H230V243ZM251 243H252V241H251ZM39 244L41 246H39ZM212 244L214 246L215 243H213L211 241V243H209L206 246H208V248L211 246V248H212ZM191 245H193V246H191ZM242 245L244 246V244H242ZM198 246H201V245H198ZM238 246H239V248L235 247L236 251H234V250L232 251L233 253L236 252V254H234V259H235L236 255H239V254H237V248L240 249L241 245H238ZM180 247H181V245H180ZM216 247L218 248L219 246L217 245ZM245 247H246V249L248 248L247 246H245ZM254 247L256 248V246H254ZM54 248H56L57 251L53 253V251H55ZM107 248H109V249H107ZM192 248L195 249L194 253L198 254L197 257L192 256V253H193V251H191ZM203 248L205 249L204 245H203ZM29 249H30V251H29ZM224 249H225V247H224ZM233 249H234V247H233ZM242 249L243 248H241V251L244 250V249L243 250ZM252 249H253V247L249 251L251 252ZM219 250L220 249H218V251ZM231 250H232V248L230 249V252H231ZM227 251L228 250L226 248L225 256H226V254L228 255V253H229V252L226 253ZM241 251H239V253ZM259 251H261V250H259ZM101 252L102 253L104 252V253L102 254ZM109 252H110V254H109ZM164 252H166V253H164ZM176 252H177V250H176ZM180 252H182L184 254L179 255ZM220 253L222 254L224 252H220ZM260 253L262 256L263 252H260ZM113 255L115 256V253H113ZM218 255H219V253H218ZM229 255H230V253H229ZM173 256L175 257L174 254H173ZM256 256H258V257L260 256V255H258V252H257ZM239 257H243V255L242 256L239 255ZM253 257H255V255ZM110 258L112 259V255ZM142 259H143V257H142ZM248 259H249V257H248ZM256 259L259 260V258H257V257H256ZM58 260H59V258H58ZM244 260H245V258H244ZM247 260H246V262H247ZM59 261H61V260H59ZM233 262L235 263L236 259ZM238 262H237V264H238ZM246 262H244V263L247 264ZM262 262H264V261H262ZM170 263H168V264H170ZM242 263H243V261H242ZM242 263L240 262V264H242ZM248 263L256 264L257 262L253 261V263H252V260H251ZM260 263H261V260H260Z\"/></svg>",
	"mask_w": 264,
	"mask_h": 264
}]
</instances>
